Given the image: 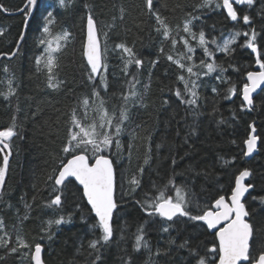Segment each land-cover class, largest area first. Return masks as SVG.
Segmentation results:
<instances>
[{
    "label": "trees",
    "instance_id": "obj_1",
    "mask_svg": "<svg viewBox=\"0 0 264 264\" xmlns=\"http://www.w3.org/2000/svg\"><path fill=\"white\" fill-rule=\"evenodd\" d=\"M0 3L10 9L9 12L0 10L1 56L13 52L19 42L24 16L10 13L18 12L26 0H0ZM202 3L203 0H153V9L165 18L171 29L170 36L165 37L145 0H70L66 8H61L58 0H41L40 11L31 19L18 55L0 63V130L11 126L15 118L18 133L11 141L13 156L0 197V220L3 221L0 237L11 239L9 246L0 247V264H26L30 260L26 255L28 249L10 252L12 247H18V236L32 246L42 244L46 264H93L96 253L89 247V241L97 239L101 230H93L90 226L97 218L74 181L58 187L49 177H55L60 162L69 158L70 154L62 149L72 128L73 110L85 125L98 119L99 114L93 111L99 104L92 95L94 86L100 90L109 113L115 112L119 117L123 108L130 109V119L123 122L121 134L115 137L120 147H116L114 140L112 147L105 151L116 167L119 206L113 219V237L100 248L101 260L97 264H125L128 257L132 258V264H193L188 248L179 247L181 244L188 241L201 255L213 243L218 244L213 232L201 221L188 218L166 221L158 216L149 217L144 212L141 203L157 196V189H164L172 177L175 186L183 189L186 199L204 208L212 207L221 195L226 199L230 197L236 176L243 169H250L252 176L248 183L254 188L245 202L253 212L257 242L264 241V204L251 198L264 196V90L255 97L250 110L241 107L244 103L242 88L248 82L246 74L255 71L257 66L255 54L241 46L246 40L241 36L231 46L235 49L231 55L209 43L207 47L214 53L209 57L198 38L193 40L183 30L185 22L191 20L192 31L198 34L203 30L210 41L212 38L221 40L234 31H247L249 26L242 21H231L223 8L199 7ZM47 5H51L48 11H52L55 18L50 26L53 40L62 31L71 33L66 47L55 53L59 67L53 69V83L64 82L58 88L48 86L46 72L38 71L35 63L44 52L45 46L39 44V38L46 23L44 6ZM85 5L91 7L97 21L103 48L104 33L108 34L104 54L107 72L103 74L108 83L106 91L98 84L101 76H94L92 81L88 79L90 66L83 55L88 12ZM121 8L125 9L123 20L119 19ZM236 8L238 13H247L253 18L252 26L260 33L257 43L264 44V0H257L251 7ZM184 39L189 41L194 52L188 53ZM173 40L177 41L175 45ZM120 43L132 47L143 64H132L125 73L127 54L115 47ZM168 55L173 60H181L186 67L191 66L193 73L199 76H190L186 69L168 60ZM187 55L192 59L188 60ZM261 58L264 59V48ZM202 60L227 70L217 68L205 75L207 69L201 65ZM180 75L189 80V86L195 81L196 105H188L176 97L175 91L180 89L185 99H192L184 82L178 79ZM133 76L138 82L133 81ZM132 83H135L132 90L140 95L125 103L121 94L128 95ZM145 85L149 87L145 89ZM232 86L237 89L236 95L225 99L230 96L228 89ZM10 88L15 94L6 99ZM86 97L89 98L87 110L82 104ZM85 111L87 118H84ZM252 124L260 140L248 160L244 155V141L253 134ZM87 154L92 156L90 151ZM140 168H143L142 174ZM133 176L140 181L134 193L130 192L128 183ZM54 188L63 193L59 207L49 206L59 194ZM165 193L175 196V189L168 185ZM69 214L70 223H53L48 230L49 220L64 216L67 221ZM141 225L149 246L137 252L134 250L135 237ZM163 227H168L169 231H162ZM255 229L261 231L256 234ZM170 240L175 243L170 244ZM157 249L162 250L160 255H155Z\"/></svg>",
    "mask_w": 264,
    "mask_h": 264
},
{
    "label": "snow or ice",
    "instance_id": "obj_2",
    "mask_svg": "<svg viewBox=\"0 0 264 264\" xmlns=\"http://www.w3.org/2000/svg\"><path fill=\"white\" fill-rule=\"evenodd\" d=\"M70 0H58L61 8H66ZM257 0H203V3L199 7H213L216 9L223 8L226 10L227 17L233 22H241L244 25L249 26L247 31H234L230 33L226 38L223 39L222 43H217L216 38H212L210 41L206 39V34L203 30L197 34L193 32L190 25L191 20H187L184 24V32L189 33L193 40H199V44L203 46L204 52L209 56L213 57L214 53L207 47L209 43L216 45L220 52L231 55L235 49L231 46L237 43L238 37H245L246 46L255 54V63L258 65L256 71H248L246 74L247 83H244L242 88V103L241 107H247L249 110L253 107V93L257 89H261L264 85V59H262V48L264 44L257 43V37L260 33L257 32L256 28L252 26L253 18L247 14L238 13L236 6L247 5L249 7L255 5ZM146 7L151 12L157 21V23L163 28V35L169 37L171 29L165 23V18H162L159 12L153 9V0H145ZM41 0H26L23 7L17 9L24 16V30H27L29 20L34 19L36 14L40 11ZM51 5L44 6L46 12V23L42 27V33L39 38V44L45 46L42 55L37 57L35 63L38 66V71H45L48 78V86L52 88H58L60 83H53V69L59 67L58 57L55 53L66 47L67 41L69 40L71 33L68 31H62L55 35L53 40V33L51 31V25L55 23L54 14L52 11H48ZM88 9L86 15V41L84 43L83 55L86 57L87 64L90 66V72L88 79L93 80L94 76H101V80L98 82L102 86L103 90H107L108 83L107 78L103 74L107 72V64L104 59V54L107 51L106 44L108 34L104 33V45L102 49V42L100 39V30L97 27V21L92 14L91 7L85 5ZM0 10L3 12H9L10 9L6 8L3 3H0ZM125 9H120L119 19H124ZM190 15V14H189ZM117 17H113L116 20ZM115 25H112L114 27ZM39 30V28H38ZM264 30V28H262ZM157 31H160L158 28ZM0 35H3V31L0 30ZM223 36L224 34L221 33ZM25 40V31H22L19 36V41ZM55 41V42H54ZM173 45L177 41H172ZM184 45L187 46L188 53L194 52V49L189 45V41L184 39ZM117 49L122 50L123 53L127 54L123 71L127 73L128 67L132 64L142 65L143 61L136 58V54L133 52V48L127 46L125 43H120L115 46ZM20 51V45H16V51L10 53L11 56H16ZM163 52V48L160 49ZM4 56H8L9 53H4ZM188 60L192 59V56L187 55ZM168 60L176 63L180 69H186L187 73L191 75L199 76V73H193V68L187 66L181 62V60H173L171 55H168ZM42 65V68L40 67ZM201 65L206 67L208 73L214 72L217 68H221V71H226L221 65L213 63H205L201 61ZM5 72L8 71L5 67ZM218 79L220 77H217ZM180 81L184 82L185 90L190 93L192 99H185L180 89L175 91L176 97L180 98L183 103L188 105L197 104L198 93L196 91L197 85L195 81H191L189 86V80H186L183 75L178 77ZM133 81H136V77L133 76ZM138 82V81H136ZM12 83L11 80L8 81ZM149 86L145 85V89ZM135 88V83L130 84V90L128 95H123L122 99L125 103L130 98L137 97L140 94L132 89ZM264 90V89H262ZM215 91V89H213ZM230 96H226L225 99H230L231 96H235L237 89L232 86L228 89ZM14 89H9L5 94L7 99L9 96L14 95ZM93 96L99 101L98 107L93 109L97 112L98 119L94 118L87 125L82 123V120L77 117L76 110L72 112V128L69 130V137L66 145L62 151L65 154H71V158L66 162L61 161L60 167L56 171L55 177L50 176V180H54V185L65 186V182L69 181L70 178H75L80 185L83 186V195L87 199V203L91 206V211L94 213L96 223L90 227L94 230L99 228L101 235L94 240L89 241V247L96 253L93 264H97L101 260L100 248L107 244L113 237V213L118 208V197H117V172L113 162V158L105 154L107 149H110L114 143L116 147H120L118 137L123 129V122L130 119L129 111L127 107L120 111L119 117L116 113H109L105 107V99L101 96L100 90L94 86ZM84 108L87 110L89 106V98L82 100ZM135 106V105H133ZM84 118H87V111L84 113ZM116 121L115 125L113 121ZM17 126L15 124V118L13 124L6 129L0 130V154L2 155V163H0V193L5 186V179L9 171L10 156L12 155L11 141L16 136ZM251 132L244 141L246 145L245 156H251L253 152L257 150V144L260 137L255 135V125H250ZM114 131V135H113ZM92 154V160L90 162L88 152ZM149 151L151 149L149 148ZM148 163V158L145 159V164ZM172 163L175 164L176 160L173 159ZM139 172L143 173V168L139 169ZM252 176L250 169H243L239 172V175L235 179V187L232 189L230 197L227 199L221 195L215 200L212 207L200 208L199 204L193 205L192 202L186 199V196L182 188L175 186L174 177L169 178L168 185H171L175 189V196H168L165 193V189L168 185L164 186V189H157L158 195L151 198V200H144L141 203L142 209L149 217L158 216L164 218L166 221H175L177 218H188L191 221H201L208 229L214 230L213 236L218 239V244L213 243L211 247L206 248L203 255L193 247L189 246V242L185 241L179 247L188 248L189 255L193 259V264H264V241L257 242L258 236L254 234V224L252 222L253 212H250L246 206L245 196L250 192V189L254 188L252 183H245L246 178ZM130 192H135L136 188L139 187L140 181L133 176L129 181ZM122 187V184H121ZM53 191L58 192L54 198L49 202V206H61L63 195L59 188H54ZM253 200L259 199L261 204H264V196L251 197ZM255 211V210H253ZM194 212L196 214H194ZM27 217H25L26 219ZM65 222H71V214H69L67 221L64 216L48 221V230L51 225H60ZM147 223V222H145ZM3 225V221L0 220V226ZM162 231L168 232V227H163ZM261 230L255 229V233L258 234ZM51 239V236H49ZM10 240H4L0 237V247H6ZM169 243H175L170 240ZM18 247H12L11 253H16L19 248L28 249L27 256L30 257L32 264H45L42 258L43 246L40 243H36L34 246L30 245L24 238L17 237ZM148 241L145 240L144 226L141 225L135 237L134 250L140 251L141 248H148ZM161 249H157L155 255H160ZM166 254V252H164ZM214 254V255H210ZM125 264H132V258L128 257Z\"/></svg>",
    "mask_w": 264,
    "mask_h": 264
},
{
    "label": "water",
    "instance_id": "obj_3",
    "mask_svg": "<svg viewBox=\"0 0 264 264\" xmlns=\"http://www.w3.org/2000/svg\"><path fill=\"white\" fill-rule=\"evenodd\" d=\"M225 12H226V10L225 9H223ZM21 12L20 11H18V12H16V13H10L11 15L13 14V15H17V14H20ZM30 21H31V19L29 20V23H30ZM28 26H29V24H28ZM28 29V28H27ZM23 31H25V36H26V33H27V30H24L23 29ZM85 41H86V38H85ZM22 43L23 42H21V41H19L18 42V44L20 45V48H21V46H22ZM85 43V42H84ZM102 49H103V46H102ZM16 51V50H15ZM83 51H84V48H83ZM15 56H11V55H8V56H4V55H1L0 56V63L3 61V60H12L13 58H14ZM86 58V57H85ZM256 70H259L258 69V65L256 66ZM262 89H264V85H262L261 86V89H257V91L255 92V93H253L252 95H253V100L255 99V97L262 91ZM245 103V102H244ZM253 106H254V104H253ZM255 134V133H254ZM257 147H258V144H257ZM253 154H254V152H253ZM253 154L251 155V156H247V159L249 160V159H251L252 158V156H253ZM12 156H13V154L10 156V162H9V168H10V163H11V161H12ZM91 162V161H90ZM9 172V171H8ZM7 176H8V174H7ZM7 176H6V179H5V183H6V180H7ZM250 178V177H249ZM249 178H246V180H245V183H248V180H249ZM70 180H73V181H75L76 183H77V185L82 189V191H83V186L82 185H80L79 184V182L78 181H76L75 180V178H70ZM68 181H66L65 183H67ZM59 187H61V186H59ZM4 189V188H3ZM253 189H250V191H252ZM2 192H3V190H2ZM249 194V193H248ZM248 194H246V196H245V200H246V198H247V196H248ZM1 195H2V193H0V197H1ZM84 198H85V200H86V202H87V199H86V197L84 196ZM88 204V203H87ZM88 206L90 207V209H91V206L88 204ZM116 211H117V209H116ZM116 211L113 213V219H114V215H115V213H116ZM94 214V213H93ZM112 223H113V221H112ZM212 232H214V230H212V229H210ZM218 240V239H217ZM43 246V245H42ZM42 258L44 259V247H43V252H42ZM44 262H45V259H44ZM45 264H46V262H45Z\"/></svg>",
    "mask_w": 264,
    "mask_h": 264
},
{
    "label": "rangeland",
    "instance_id": "obj_4",
    "mask_svg": "<svg viewBox=\"0 0 264 264\" xmlns=\"http://www.w3.org/2000/svg\"><path fill=\"white\" fill-rule=\"evenodd\" d=\"M227 37V36H226ZM226 37H224V38H226ZM223 38V39H224ZM223 39H221V40H217V43H222V41H223ZM214 46H216V45H214ZM217 48V47H216ZM218 50V49H217ZM6 257H8L7 255H6ZM26 264H30V260L26 263Z\"/></svg>",
    "mask_w": 264,
    "mask_h": 264
},
{
    "label": "bare ground",
    "instance_id": "obj_5",
    "mask_svg": "<svg viewBox=\"0 0 264 264\" xmlns=\"http://www.w3.org/2000/svg\"><path fill=\"white\" fill-rule=\"evenodd\" d=\"M27 30H28V29H27ZM15 50H16V48H15ZM15 50H14V51H15ZM18 53H19V52H18ZM9 55H10V54H9ZM17 55H18V54H17ZM17 55H16V56H17ZM16 56H15V57H16ZM15 57H14V58H15ZM14 58H13V59H14ZM13 59H12V60H13ZM12 234L14 235V232H13ZM12 234H11V235H12ZM10 240H11V239H10ZM9 244H10V242H9ZM8 246H9V245H8ZM8 248H9V247H8ZM107 249H108V248H107ZM4 250H5V249H4ZM4 250H3V251H4ZM5 254H6V253H5Z\"/></svg>",
    "mask_w": 264,
    "mask_h": 264
},
{
    "label": "flooded vegetation",
    "instance_id": "obj_6",
    "mask_svg": "<svg viewBox=\"0 0 264 264\" xmlns=\"http://www.w3.org/2000/svg\"><path fill=\"white\" fill-rule=\"evenodd\" d=\"M69 158H71V154L69 155ZM69 158H68V159H69Z\"/></svg>",
    "mask_w": 264,
    "mask_h": 264
}]
</instances>
